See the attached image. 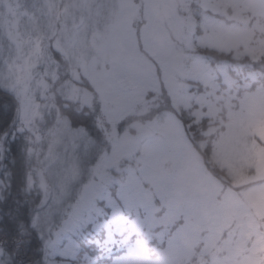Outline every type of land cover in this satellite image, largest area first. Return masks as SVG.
<instances>
[{"label": "rangeland", "instance_id": "rangeland-1", "mask_svg": "<svg viewBox=\"0 0 264 264\" xmlns=\"http://www.w3.org/2000/svg\"><path fill=\"white\" fill-rule=\"evenodd\" d=\"M0 84L25 262L264 264V0H0ZM84 108L105 143L72 195Z\"/></svg>", "mask_w": 264, "mask_h": 264}, {"label": "trees", "instance_id": "trees-1", "mask_svg": "<svg viewBox=\"0 0 264 264\" xmlns=\"http://www.w3.org/2000/svg\"><path fill=\"white\" fill-rule=\"evenodd\" d=\"M15 112V98L14 96L6 89L2 88L0 84V136L12 125L13 117ZM93 114L88 108H84L79 110V122L83 129L85 130L87 136L92 140L93 146H89L86 153L81 154V174L78 177L77 181L71 185L70 190L75 193L77 186L85 181L87 178L89 166L94 163L97 158V150L98 146L103 143V133L97 128ZM182 121L184 122L185 127L190 126V118L188 115L186 118L181 116ZM105 143V141H104ZM195 143V142H194ZM97 145V146H96ZM194 147L196 150L202 155L203 161L211 165V170L214 175L221 176L223 173L213 162L211 159H208V155L204 153L199 147L198 143H195ZM3 155L1 157L2 169L0 173V247L6 251V255L11 254L10 256L13 258V262L10 260L9 264H23L26 260L21 259V255L23 251L30 250L32 251L37 248L39 245V240L36 242L32 241V243L28 244L27 242L23 244V247L19 250L20 244L16 243L15 239L17 236V232L19 231L17 226H19V222L25 219L24 216H20V210L16 206V200L19 198L20 190H22L24 186V171H25V149H26V141L24 139L23 134L19 132L18 128L11 127L6 132V137H4L3 142ZM204 163V165H207ZM65 197V202L70 201L72 198ZM72 202V201H70ZM69 202V203H70ZM31 204V198H27L25 201V208H29ZM27 208V209H28ZM26 209V210H27ZM68 209L65 207L63 209V213ZM58 219V216L56 217ZM117 251L110 253L112 256ZM8 253V254H7ZM32 253V252H31ZM34 253V261L42 260L40 253L36 251ZM11 262V263H10ZM26 264H30L31 261L25 262ZM24 263V264H25Z\"/></svg>", "mask_w": 264, "mask_h": 264}]
</instances>
